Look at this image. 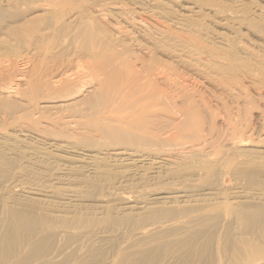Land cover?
Wrapping results in <instances>:
<instances>
[{
    "label": "bare ground",
    "instance_id": "obj_1",
    "mask_svg": "<svg viewBox=\"0 0 264 264\" xmlns=\"http://www.w3.org/2000/svg\"><path fill=\"white\" fill-rule=\"evenodd\" d=\"M106 1L109 6L116 3L114 0H0L1 48L16 43L33 52L39 45L41 50L43 46H50L47 50L44 48V52L48 53L50 49L53 67L50 65L52 68L48 73L53 75L79 66L81 61L87 62L81 77L69 78L73 79L71 83L59 74H51L57 87L55 94H62L63 101L56 102L59 96L44 98L41 92L52 87L40 82L28 83L27 90L17 92L30 104L36 105L39 100L46 99L42 102L48 104L46 108L67 112L64 127L54 126L57 133L53 137L75 136L82 140V148L67 142L62 145L56 139L57 142H51L48 148L47 142L43 141L38 148L24 151L14 142H0V264H16L20 258V264H264V196L234 191V187H229L225 181L231 173L224 170L214 173L210 171L211 163H205L211 150H216L211 155H221L218 143L227 141L236 145L237 142H246L248 136L243 140L245 135L242 134L247 132L239 133L238 123L236 126L230 123L232 127L227 125L226 130L224 127L225 134H218L217 130L218 133H214L211 127L206 129L208 131L203 129V125L196 122L198 115L190 108V99H187L186 106L177 103L186 95L182 98L181 93L173 91L171 78L176 72L171 71L166 63L158 64L155 59L144 65L146 79L151 78V85L160 82L161 88L154 90L146 84L148 80L136 79L124 57L125 52L118 51L122 45L120 37L115 39L104 30L106 27L101 28L100 20L110 13L105 10ZM160 1L151 0L154 4L149 3L153 7L151 19L155 20L152 15L159 17L162 14L159 19L156 17L159 23L155 22L157 19L153 20L156 24L151 23L150 29L143 32V36L139 35L140 38L148 41L154 50L166 53L170 51V43L189 46L178 49L179 45H176L178 50L170 51L171 58L177 57V63L210 74L214 81L211 83H220L222 89L237 90L238 87L241 90L245 88L241 83L247 80L260 96L264 95V7L246 10L241 8V1L233 0L240 5V10L233 7L238 11L235 14L229 4L228 7L225 3L226 6L213 2L217 0L212 1L215 6L226 7L223 10L217 7L222 10L219 14L227 7L233 9H228L232 15L228 16L226 10L228 17L222 18L232 22L238 29L235 32L240 33L245 27L252 31L251 34L253 31L254 35L257 34L255 38L261 48L260 52L258 49L254 52L238 39L237 33L225 38V43L219 42L222 37L218 43L215 42L218 38L206 42L200 35L184 40V36L174 31L175 27L180 26L190 35V23H196L200 16H207L201 14L203 5L199 3L201 7H196L194 4L195 7L190 8L181 5L182 11L190 10L176 16L166 8L171 0L169 3L164 0L168 3L166 7ZM193 1L196 3V0L190 2ZM158 4H164V7ZM204 6L203 9H208L207 5ZM218 10H213L215 16ZM133 20L136 21L130 18L131 22ZM230 23L225 24L229 27ZM141 26L142 23L139 28ZM248 43L251 46L252 42ZM124 46L122 48H127ZM70 55L73 57H67ZM13 68L8 65L0 68V112L7 117L5 119L21 124L32 116L24 113L23 106L8 102L4 97L14 91L11 90L14 85L9 88L7 83H12L13 78H16L15 82L23 80ZM225 69L229 72L226 73ZM89 79L99 82L98 93L91 100L77 101L81 91L85 92L84 87L90 85ZM15 86L18 88L19 85ZM196 111L200 113L202 109ZM94 132L109 139L112 146L123 145L126 149L115 156L87 150L88 145L93 149L96 147L90 134ZM44 133L49 134L45 130ZM144 149H150L156 155L143 153ZM197 154H204L203 166L194 164ZM55 164H59L54 169L60 172L58 174H52L53 170H50ZM248 167L233 170L242 175L240 182L246 181L244 184L250 186L264 184L260 177L254 181L255 185H251V173L239 172L248 171ZM258 172L253 173L254 176L261 174ZM21 179L28 181V184L25 182L28 187L21 186ZM224 181V184H218L222 189L216 187L217 183ZM241 183L239 185L243 186ZM257 203L260 205H246ZM46 224L51 226L49 230L43 228ZM39 231L41 236L33 241Z\"/></svg>",
    "mask_w": 264,
    "mask_h": 264
},
{
    "label": "rangeland",
    "instance_id": "obj_2",
    "mask_svg": "<svg viewBox=\"0 0 264 264\" xmlns=\"http://www.w3.org/2000/svg\"><path fill=\"white\" fill-rule=\"evenodd\" d=\"M115 1H116L115 4H117V2L119 4H117V5L114 4L113 6L110 5L111 7L108 5V3H109L108 1H106L104 3V4H107V7H106L107 9L105 8V10H109L110 13L106 15L107 18H105L106 17L105 16L103 20H100V22L103 25L101 28H105L106 27L104 30L109 35H113V37L115 39H118L120 37V39L122 40L121 44L123 46L125 45L127 48L130 47V49L127 50V48H122V45H120L118 47V51L121 50L123 53L125 52L124 53V57L128 61L129 65H130V70H131V72L133 73V75H134V77L136 79H139L140 81H143L142 79L148 80L146 84L148 86L153 87L154 90L161 88L160 82H157V83L155 82L156 85L155 84L151 85L150 84V83H152L151 82L152 80H150L151 78L150 79H146V74L147 73H146V71L144 69V65L149 63V62L154 61L155 59L158 62V64L166 63V64L169 65L171 71H175L176 72V76H173L172 77L173 79L171 78V80L173 82V85H174L172 87L173 91L176 92V93H181V94H179V96H181L182 98L186 95L182 100L181 99L177 100V103L178 104H182L181 106H186L187 99L189 98L190 101L189 100L188 101L190 103V108L193 109L196 112V114L198 115V116H196V122H200V125L201 126L203 125L202 126L203 129L206 130L207 128L211 127V129H213L214 133H216L218 131V132H220V133L217 132L218 134H225L223 132L224 131L223 130L224 127H225L224 129L226 130V128L228 126H229V128L232 127V126H230L231 125L230 123H232V125L235 124V126H236V123H238L237 125H238L239 130L237 129V131H239V133L240 132H242V133L243 132H247L246 134L245 133L242 134L243 136L245 135L244 138H242L243 140L245 139V137L248 136L246 138L247 139L246 142H243V141L242 142H237L236 145L229 144L230 142H227V141L220 142V143L217 144V146L221 147L220 149H222L221 155L219 154V155H217L215 157L214 155H211V153L212 152L215 153L214 151H216V150H211V151L210 150H206V151H210V153L208 154L209 157L205 160L206 162L203 161V159H205L204 154H197L196 155L197 157H195L196 160L194 159V164L203 166L205 163H209V164L211 163L210 171H212L214 173H216V172L219 173L220 171L223 172V170H224V172L226 171L228 174L231 173L229 175L230 177L228 176L227 180H225V181H226V183L229 184V187H234L233 188V189H235L234 191H236V190H238V191H246V192L248 191L250 194L264 196V184L260 183L259 186H250V185L244 184L246 181L244 183H241L240 181L242 180L241 179L242 175L235 174V171H233L234 169L240 168V167H241V169H244V168L248 167L249 164L251 165L253 163L252 165L254 166V169H253V166L251 165V166L248 167L249 168L248 171L241 170L239 172H241V173H243V172L251 173V175H252L251 180H250V184L251 185H255L254 181L256 179H259V180L261 178L264 179V140H262V139H264V136H263V134H264V95L260 96L259 95L260 92H258L256 90V88L254 89L252 84L249 83L247 80H243V83H241V86L244 85L242 87H245V88H243L241 90L238 87H237V90L236 89L229 90V88L228 89L227 88L222 89V88L219 87L220 83L219 84L216 83V85L212 84V83H214V81H212V79H211L212 76L210 74H208V73L204 74V73L200 72V69L197 68V67L192 68V66L189 67V66H184L182 64L177 63V57H173L172 56V58H171V56H170L171 52L170 51H172L173 49L178 50V49L181 48V46L189 47V46L182 45L180 42H178L176 44L170 43V45H168V48L170 49V51H167V53H166V51H163V50L159 51V49H157V50L155 49L154 50L151 47V45L149 44L148 41H146L145 39L139 37V35L143 36L142 35L143 32H146L147 29L148 30L150 29L151 23H154V24H156L155 22L159 23L158 19H159L160 15H162V14H160L159 17H158V15L157 16H153V15L151 16L152 18H155V20L157 19L156 17H158V19L156 21L154 19L150 18V15H151L150 10L153 8V7L151 8L150 4H154V2L151 3L150 2L151 0H120V1L114 0V2ZM167 1L169 3L170 0H167ZM175 1L176 2H174V0L173 1L171 0L170 1L171 3L169 4L170 6L167 5V7H166V4H168V3H165L164 0L163 1L161 0L160 2H164L165 3V7L167 9L170 8L169 11L172 12L173 14H175L176 16H182V13H185L187 10H190V9H187V10H183L182 11L181 7H183L185 4H186L184 6L185 8L187 6H188L187 8L193 7L194 4H195L196 7H198V6L201 7V5H203V7H205L204 5H207V7H208V9H203V7H201V11H202L201 14L203 13V15H207L209 17H207V16H206V18H205V16L198 17V18H201V19H198L197 17H192L193 20H196V19H198V20H197L196 23H195V21L194 22L192 21L194 24L190 23V25H192V27L190 26L192 28V32L190 33V35L186 34L185 32H183V30H182V28L180 26H176L175 27L174 31L178 32L179 35L184 36L183 37L184 40H185V38H187L189 36L198 37L200 35V37H202V39L204 41H206V42H210L212 40L215 41L216 38H218L215 41V42H217L218 40H220L219 38L222 37L223 41H221L222 40L221 39L219 42L220 43L221 42L225 43L226 42L225 40L227 38H229L230 35H231V37L232 36L234 37L237 34H239L237 37H238V39L240 41H242L243 43H246V46H248L252 51L255 52L258 49V51L260 52L261 46L256 41L257 40L256 39L257 38L256 37L257 34L254 35V33H255L254 31H253V34H251L252 31L249 32V31H247V29H245V27H242L241 28V32L238 31L241 34L245 35V36H242L240 33L235 32L238 29H236L232 25V22L231 23L229 21L227 22L226 20H224L225 18L223 19L222 17H226L227 18L228 16L232 15V14H230L228 12V9H230L232 11L234 9L233 7L238 9V8H240L239 7L240 5H241V8H243V9L246 8V10L247 9L253 10L254 9L253 7H255V9H257L256 8L257 6L264 7V1H262V0H239V1H241L240 3L239 2L235 3V2H233V0H224V2L222 0L219 3L218 1H220V0H217V1L210 0L211 2L209 0L208 1L207 0H202V1L201 0H196V3H198V5L194 1L190 2L192 0H189V2H187V0H183V2L181 0H175ZM212 1L215 2V3H218V5L219 4L220 5L227 4V6H228V4H229V6L231 8H233V9L228 8L229 7L228 6L226 10H227L229 15L227 16V13H225L226 10L223 12L224 14H226V16L222 13L224 15L223 16L221 14V12H220V14H221L220 15L219 14V10H221L224 6H222V7L221 6L218 7V5L215 6L216 4L212 3ZM242 1L244 2V5H243ZM172 2H174V4L175 3L176 4L174 5ZM190 3H192V4L190 5ZM199 3L201 5H199ZM221 3H223V4H221ZM237 3H239L240 5H238ZM246 3L247 4L249 3L248 6H247L249 8L246 7V5H247ZM145 4L148 5V6L146 7ZM208 4H209V6H212L216 11L218 10V8H221V9L218 10L217 16H215V14H213V12H214L213 10L214 9L212 7H210V9H209ZM235 4L238 5V6H235ZM163 5L158 4V6H161V8L164 7ZM181 5H183V6H181ZM118 7H119V9H118ZM215 7L216 8L218 7V8L216 9ZM224 8H226V7H224ZM236 9H234L235 10V14H236V12H238ZM192 10H193V8H192ZM238 10H240V9H238ZM148 14H149V16H148ZM132 17L135 18L136 21L133 20V22H131L130 18H132ZM137 18L139 20H137ZM168 18L174 20V18H172V17H168ZM221 19H223V20H221ZM216 20H217V22L219 21L218 24H217ZM139 21L143 25V26H141V28H139L140 25H141V23H139ZM143 21H146V23L149 22L150 24L149 23L146 24ZM222 21L224 22V24H223ZM198 22L201 23L202 25L200 26V24H199V26H198L197 25ZM220 23L222 24V26H221ZM225 23L226 24L230 23L229 27H231V26H233V27L230 29L227 26L228 24L226 25ZM195 24H196L197 27L193 26ZM128 25H130V26H128ZM164 26H165V24H164ZM146 27H148V28H146ZM116 28H117V30H116ZM233 28H234V30H233ZM154 30L155 29L152 28V31H154ZM117 31H119V32H117ZM235 33H237V34H235ZM218 34H220V35H218ZM155 36H157V34H155ZM203 36L206 37V38L204 39ZM131 38L133 40L134 39L135 40L133 41V40H131ZM212 38H214V39H212ZM132 42H133V44L131 46ZM248 42H252L251 46L249 45ZM9 44H10V46H9L10 49L8 48V46H6L7 48H3V47L1 48L0 47V49H1V51H0V61H1L0 62V65H1L0 68L4 67V66H7V65H8V67H12L13 68L14 61L16 60L13 69L16 68V71L18 72L17 74H19V76L23 77V80L21 82H15L16 78H13L12 79V83H7V87L11 88L14 85L12 88H14V87L15 88L14 89L11 88V90H14V91H12L13 94L8 95V96H4V97H5V99L8 102L18 103V105L23 106L22 109H25L24 113H26L30 117L31 116L32 117H31L30 120H25V122L22 121L21 124H20V123H18V121H10L8 119H5L7 117L4 118V115H2V113H1L2 111H1L0 112V142L3 141V140L14 142V143H16V145H19L21 148L25 149L24 151H29L28 149L38 148L39 145H40L39 143H41L43 141L47 142L46 143L47 144L46 148H48L49 147L48 145H50L51 142L54 143V141L57 142V140H58L57 143H62V145H65L64 143L67 142V143H70V144H73V145H78V146H80L82 148V145L80 144V143H82V140L80 138L75 137V136H72L71 138L62 136V137H59L58 139H57V137L56 138L53 137L57 133L55 131V129H54L55 127L56 128L64 127L65 122H66V118L68 116L67 112H63L62 113L61 109L58 110V109H54V108H46V107H48V106H46L48 104H43L42 103L44 101H47L46 99L39 100L38 103L35 105V104H32V103L31 104L28 103L27 100H24V98L20 97V95L17 94V92H20L22 90H24V91L27 90L28 86H29L28 83L29 84H36V83L40 82V83L50 84V87H52L51 89H48V90H45V91L41 92L42 96L44 98H49V97L50 98H57L59 96V98H57L58 100L56 102L63 101V99H62L63 95L62 94H55L56 90H57V87L54 84V82H55L54 78H51L52 77L51 76L52 73L51 74L48 73L49 72L48 69L50 70L53 67V61H52V64H51L50 63L51 62V58H49V57H52L51 54L49 53L50 49L48 50V53H45L46 50L48 49L47 47H50V46H48V45H46L47 47L43 46L42 47L43 51H42L40 49L41 46L39 45L40 48L38 46V48L36 47V50H33V52H28L27 50H29V49L26 46H23L21 44H16V43H9ZM176 45L177 46L179 45L178 49H177ZM33 47L35 49V46H33ZM23 48H26V49L24 50ZM44 48L46 50H44ZM131 48H132V51H130ZM3 49H5V50H3ZM37 49H39V50H37ZM52 52H54V51H52ZM12 53H14L13 56H12ZM19 53H21V54H19ZM161 54H162V56H161ZM15 55H18V56L16 57ZM203 55H202V57L205 56V55L204 56ZM71 56L73 57V55H70V56H67V57H71ZM131 57H134V58H131ZM167 57H169V58H167ZM165 58H166V60H165ZM84 61H81V64H79V66L77 65V66L72 67L71 69H68V70L66 69V71H63L62 73H58V74L60 75V77L63 80H66L68 83L69 82L71 83V80H73V79H69V78H72L74 76L75 77L77 76V78H79L85 72L84 65H86L87 62H84ZM82 64H83V66H82ZM185 68H186V70H185ZM79 69L80 70L82 69L83 72L80 71ZM197 69H199V70H197ZM225 70H226V73L229 72L227 69H225ZM223 71H224V69H223ZM188 72H190V73H188ZM181 73H182V75H181ZM58 74H56V75L52 74V75L53 76H58ZM206 76L208 78L210 76V78L208 79ZM33 78H34V80H33ZM50 79H51V81H50ZM93 79H89L88 80L90 85L85 86L87 88L84 87L85 92L80 90L82 92L80 94H82V95H79L80 97L77 98V101H82V100H86V99L87 100H91L93 98V96H95L98 93V91L100 89L99 82H97V79H95V80H93ZM99 79H102V78H99ZM99 79H98V81H99ZM183 79H185L186 81L183 80ZM90 80L92 82H90ZM49 81H50V83H48ZM93 82H94V84H93ZM178 82L183 84V86H181V84H179ZM175 84H177V85H175ZM15 85H19L18 88H16ZM176 86H178V87H176ZM221 86H222V84H221ZM241 86H239V87H241ZM181 87L183 88V90L181 89ZM222 87H226V86H222ZM247 87L250 89V90L247 89L248 92L246 91ZM177 88H178V90H177ZM179 90H181V92H179ZM226 90L227 91L229 90V91L227 92ZM245 91L247 92V94H246ZM188 93H189V95H188ZM192 94H194L196 97L193 96ZM193 97H195V98H193ZM228 98H229V101H228ZM67 100H69V99H67ZM199 102H200L201 105L199 104ZM183 108H186V107H183ZM198 109H199V111H201V109H202V111L200 113H198V111H196ZM34 110H36V111H34ZM209 112H211V113H209ZM64 114H66V115H64ZM199 114H201L200 116H202V117H199ZM2 116H3V120L5 119L4 121L1 120ZM179 116L180 115L178 114L177 118ZM34 117L36 119H34ZM225 117H227V118H225ZM57 118H59V119H57ZM178 119H180V117ZM225 120H226L227 123L225 122ZM61 123H62V125H61ZM205 123H207V125ZM53 124H55V125H53ZM58 124H59V126H56ZM20 125H22V127H20ZM220 127L222 128V130H220L221 129ZM44 128H46V129H44ZM241 129L243 131H240ZM44 130L47 131V133H49L50 135L49 134L48 135L45 134ZM206 131H208V130H206ZM206 131L203 134H206ZM90 134H91V137H92V139L94 140V142L96 144V147H95V149H93V147H90L89 145H88V147L83 146V147H86L87 150H90V151L91 150H94V151L97 150V151H100L101 153H107L108 155L110 154L112 156H115V154H117V153L121 152L122 150L126 149V146H123V145L118 146V147L117 146H112L110 141H109V139H107L103 135H100V133L94 132L93 135H92V133H90ZM90 134H89V136H90ZM53 139H55V140H53ZM249 142H250V144H249ZM227 143L229 145H227ZM244 143H246V144H244ZM219 144H220V146H219ZM83 149H85V148H83ZM127 149L131 150V148H127ZM132 150H135V149H132ZM150 151H151L150 149H144L143 153H148L151 156L156 155L154 153H151ZM71 152H73V151L71 150ZM71 152H69V154ZM61 154H63V153H61ZM64 155H67V154H63L62 156H64ZM71 155H73V153H71ZM237 160H238V162H237ZM174 162L177 163L178 161H174ZM235 163H236V165H235ZM237 164H238V166H237ZM58 165L59 164H55V165L52 166L53 168H50V170H53L52 174L60 173V172L54 171V169H56ZM226 166H229L230 168L226 167ZM234 166H235V168H234ZM15 171L18 172L19 170H15ZM253 171H257V172L261 171V172H258V173H261V174H258L256 176H254V174H257V172H253ZM20 172H22V171H20ZM20 177L22 178L21 175H20ZM230 178H231V180H230ZM24 179L27 180L26 178H24ZM24 179L23 180L22 179L19 180V182L22 184V185L21 184L20 185L22 187H23V185H25V187H28V185H26V184H28L27 183L28 181H24ZM23 181H24V183H23ZM225 181L217 183L216 187L217 188L220 187V189H222L223 187L219 186L218 184H224ZM229 181H232V182L230 183ZM25 182H26V184H25ZM239 183L244 184V185L243 186L239 185ZM163 192H169V191L168 190H164ZM246 205L254 207V206L260 205V203H257V204H246ZM48 225L47 224L44 225L45 227H43V228L49 230V228H51V226L50 225L48 226ZM41 234H40V231H39V233H37L35 235L33 241L38 239L41 236ZM24 253H25V251L23 252V254ZM20 262H21V258H20V261H18L17 263L20 264Z\"/></svg>",
    "mask_w": 264,
    "mask_h": 264
}]
</instances>
